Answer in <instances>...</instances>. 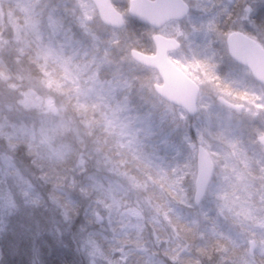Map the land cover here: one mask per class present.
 <instances>
[{"label": "clouds", "instance_id": "9594fccd", "mask_svg": "<svg viewBox=\"0 0 264 264\" xmlns=\"http://www.w3.org/2000/svg\"><path fill=\"white\" fill-rule=\"evenodd\" d=\"M108 5L119 23L98 0H0V264H264V174L241 186L229 132L264 116V0ZM163 42L179 97L134 55Z\"/></svg>", "mask_w": 264, "mask_h": 264}, {"label": "water", "instance_id": "95a60500", "mask_svg": "<svg viewBox=\"0 0 264 264\" xmlns=\"http://www.w3.org/2000/svg\"><path fill=\"white\" fill-rule=\"evenodd\" d=\"M179 3L180 0H129V4L133 11L153 18H165L170 14L180 13L182 9L178 6ZM98 4L101 15L107 21L112 24L119 23V15L108 5V0H98ZM226 41L240 53L241 40L238 35H228ZM166 47L167 43L163 42L154 55H146L142 52H134V55L146 63L157 64L164 79L163 87L179 97L187 89V84L185 83L186 77L180 68L168 63L164 55V49ZM262 143L264 144V140H262Z\"/></svg>", "mask_w": 264, "mask_h": 264}, {"label": "trees", "instance_id": "16d2710c", "mask_svg": "<svg viewBox=\"0 0 264 264\" xmlns=\"http://www.w3.org/2000/svg\"><path fill=\"white\" fill-rule=\"evenodd\" d=\"M197 1L200 5L198 9L200 13L199 17H202L204 20H209L212 15L220 12L222 5L229 4V0ZM242 1L243 0H233V4L231 6L234 4H239ZM229 132L231 143L234 145V148L237 146L240 147V150L237 151V156L235 158L236 174L238 176L239 182L243 188L252 189L256 182L259 181L261 175L264 174V162L260 161V155L254 152L251 148H244V145L241 143L239 131H234L233 124ZM255 159H259L258 164H253L252 161ZM15 251H17V249L14 246L9 249L10 254Z\"/></svg>", "mask_w": 264, "mask_h": 264}, {"label": "rangeland", "instance_id": "374dc122", "mask_svg": "<svg viewBox=\"0 0 264 264\" xmlns=\"http://www.w3.org/2000/svg\"><path fill=\"white\" fill-rule=\"evenodd\" d=\"M186 1L192 5H199L197 0H186ZM243 2L241 4H243ZM237 8L238 9L234 11V13L238 14L240 9L238 6ZM190 9H191L190 15L193 18H200L199 17L200 13L198 10L199 8L193 7ZM244 99L248 100V97H244ZM249 103H252L258 111H264V104L257 103L254 99L249 100ZM236 107L239 108L241 106L236 105ZM232 124L234 131H239V134L241 136V143L244 145V148H251L254 152L260 155L259 156L260 161L264 162V146L261 144L262 139H264V116L253 115V114L239 115L233 120ZM239 150H240L239 146L233 149L234 160L237 156L236 153ZM259 159L253 160L252 161L253 164H258Z\"/></svg>", "mask_w": 264, "mask_h": 264}, {"label": "flooded vegetation", "instance_id": "af4514ba", "mask_svg": "<svg viewBox=\"0 0 264 264\" xmlns=\"http://www.w3.org/2000/svg\"><path fill=\"white\" fill-rule=\"evenodd\" d=\"M243 2V1H242ZM241 2V3H242ZM229 3H230V5H232L233 4V0H229ZM241 3H239V4H234L233 5V7H232V10H233V12L234 11H236L238 8H237V6H239V5H241ZM262 144V143H261ZM263 145V144H262Z\"/></svg>", "mask_w": 264, "mask_h": 264}]
</instances>
